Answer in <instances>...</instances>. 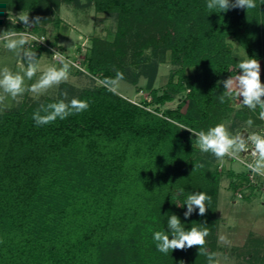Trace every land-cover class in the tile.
<instances>
[{
    "label": "trees",
    "instance_id": "obj_1",
    "mask_svg": "<svg viewBox=\"0 0 264 264\" xmlns=\"http://www.w3.org/2000/svg\"><path fill=\"white\" fill-rule=\"evenodd\" d=\"M45 1L0 5L30 14ZM51 2L115 15L116 31L111 42L92 39L85 73L69 66L100 85L72 102L47 97L0 117V264H215L221 172L199 150L228 115L249 113L234 110L226 82L264 58V0ZM227 38L244 50L246 67ZM51 47L33 45L35 62ZM147 50L168 52L176 68L161 90L156 62L139 60ZM140 78L149 102L111 89ZM179 95L175 109L157 108Z\"/></svg>",
    "mask_w": 264,
    "mask_h": 264
},
{
    "label": "rangeland",
    "instance_id": "obj_2",
    "mask_svg": "<svg viewBox=\"0 0 264 264\" xmlns=\"http://www.w3.org/2000/svg\"><path fill=\"white\" fill-rule=\"evenodd\" d=\"M80 2L85 4L86 0ZM37 9L36 13L28 14L5 10L0 5V117L9 110L47 97L72 102L82 90L100 85L98 80L75 73L69 66L81 64L92 39L113 40L116 16L96 13L88 5L74 7L60 3L55 6L51 0ZM15 25L20 27L18 31L10 29ZM35 30L37 34L31 33ZM47 42L55 43L52 53H42L35 62L30 52L32 46ZM226 42L237 65L246 67L244 50L232 38ZM53 52L61 56H53ZM129 54L127 64L133 61ZM145 57L157 64L154 88L163 89L169 74L176 70L169 62V53L153 56L147 50L139 59L141 64ZM127 70L128 74L137 71L130 66ZM145 83L144 78L138 80L137 86L117 80L111 89L135 104H142L150 101ZM138 89L144 91L137 93ZM226 90L234 110L246 108L249 113L245 120L242 116L235 117L234 113L228 115L219 124L220 132L205 138L207 145L199 150L202 159L221 172L215 208V264H264V58L247 74L232 73ZM183 99L184 95H179L156 107L175 109ZM242 130L248 135L245 142H238L235 137ZM191 137L195 140L199 136L193 133ZM210 145L216 146L220 154L211 150ZM229 172L234 174L232 179L228 177ZM232 182L236 185L234 189Z\"/></svg>",
    "mask_w": 264,
    "mask_h": 264
},
{
    "label": "water",
    "instance_id": "obj_3",
    "mask_svg": "<svg viewBox=\"0 0 264 264\" xmlns=\"http://www.w3.org/2000/svg\"><path fill=\"white\" fill-rule=\"evenodd\" d=\"M247 132L242 130L239 135H236L235 140L238 142H245L247 138Z\"/></svg>",
    "mask_w": 264,
    "mask_h": 264
},
{
    "label": "built area",
    "instance_id": "obj_4",
    "mask_svg": "<svg viewBox=\"0 0 264 264\" xmlns=\"http://www.w3.org/2000/svg\"><path fill=\"white\" fill-rule=\"evenodd\" d=\"M60 53H57V52H53V56H56V55H58V56H61V54L59 55ZM74 69H77V70H79V71H81V72H84L85 73V70H84V68H83V66L80 64L79 66H74V65H71ZM140 93H142V92H140ZM248 165V164H247ZM250 169H254L252 166H250L249 167Z\"/></svg>",
    "mask_w": 264,
    "mask_h": 264
}]
</instances>
